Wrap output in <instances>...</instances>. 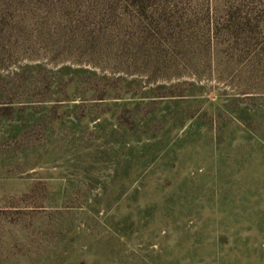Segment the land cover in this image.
I'll return each mask as SVG.
<instances>
[{
	"label": "rangeland",
	"instance_id": "obj_1",
	"mask_svg": "<svg viewBox=\"0 0 264 264\" xmlns=\"http://www.w3.org/2000/svg\"><path fill=\"white\" fill-rule=\"evenodd\" d=\"M0 264H264V0H0Z\"/></svg>",
	"mask_w": 264,
	"mask_h": 264
}]
</instances>
